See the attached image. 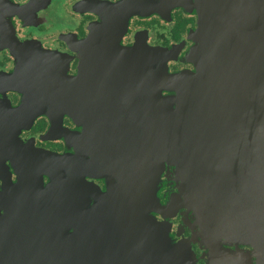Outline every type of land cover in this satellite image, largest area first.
<instances>
[{"label": "water", "instance_id": "obj_1", "mask_svg": "<svg viewBox=\"0 0 264 264\" xmlns=\"http://www.w3.org/2000/svg\"><path fill=\"white\" fill-rule=\"evenodd\" d=\"M196 9L195 45L187 55L194 70L170 73L171 48L145 54L161 57V79L174 93L165 101L146 102L151 107L146 105L144 140L129 150L133 156L122 166L124 176L110 178L102 190L78 174L80 189L66 204L92 210L75 214L80 221L73 223V235L66 236L62 214L32 213L29 258H0V264H148L156 259L133 257L192 258L191 244L176 241L169 220L156 216L174 217L182 209L184 223L198 229L192 240L212 250L234 253L222 243L259 241L253 215L264 216V0H198ZM139 50L136 45L120 54L131 61ZM130 119L138 126V119ZM31 153L29 207L67 206L61 188L52 184L57 191L50 195L39 174L45 167L43 172L58 182L63 159L46 150ZM166 164L176 168L177 190L163 204L160 168ZM254 201L260 203L256 213ZM78 246L81 258H61Z\"/></svg>", "mask_w": 264, "mask_h": 264}, {"label": "flooded vegetation", "instance_id": "obj_2", "mask_svg": "<svg viewBox=\"0 0 264 264\" xmlns=\"http://www.w3.org/2000/svg\"><path fill=\"white\" fill-rule=\"evenodd\" d=\"M197 2L0 0V258H29V215L35 212L62 214L66 236L73 235V223L80 221L75 214L92 210L66 204L80 189L78 174L102 190L110 178L120 180L124 162L133 156L129 150L143 143L146 105L151 107L146 102L165 101L174 93L161 79V57L148 59L145 54L171 48L170 73L194 70L187 55L195 45ZM136 45L141 50L131 61L120 54ZM130 118L138 119V126ZM33 150L63 159L58 182L43 172L45 167L39 174L50 195L57 191L52 184L61 188L67 206L29 207ZM82 163L88 166L81 171ZM160 171V197L166 204L177 190L176 168L166 164ZM254 203L256 213L260 203ZM156 216L169 220L174 239L188 241L194 257L133 258L156 259L148 264H264V216L253 215L259 241H224L234 252L227 254L192 240L198 229L184 223L183 209L174 217L161 212ZM80 252L78 246L74 254L67 251L61 258H81Z\"/></svg>", "mask_w": 264, "mask_h": 264}, {"label": "rangeland", "instance_id": "obj_3", "mask_svg": "<svg viewBox=\"0 0 264 264\" xmlns=\"http://www.w3.org/2000/svg\"><path fill=\"white\" fill-rule=\"evenodd\" d=\"M41 6L44 5V4H40Z\"/></svg>", "mask_w": 264, "mask_h": 264}]
</instances>
